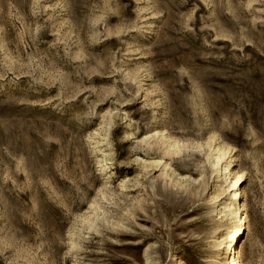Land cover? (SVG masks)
I'll list each match as a JSON object with an SVG mask.
<instances>
[{"label":"rangeland","instance_id":"374dc122","mask_svg":"<svg viewBox=\"0 0 264 264\" xmlns=\"http://www.w3.org/2000/svg\"><path fill=\"white\" fill-rule=\"evenodd\" d=\"M235 257L264 264V0H0V264Z\"/></svg>","mask_w":264,"mask_h":264},{"label":"bare ground","instance_id":"6f19581e","mask_svg":"<svg viewBox=\"0 0 264 264\" xmlns=\"http://www.w3.org/2000/svg\"><path fill=\"white\" fill-rule=\"evenodd\" d=\"M225 171H227V170H225ZM240 180H241V177H237V181H235L236 182V184H235V186H237L238 187V183L240 182ZM239 189V188H238ZM244 196V195H243ZM238 198H241V195L239 194V191L237 190V191H235L234 192V194H233V200H238ZM245 205V204H244ZM240 208V207H239ZM239 208H238V210H239ZM244 208V207H243ZM245 209V208H244ZM247 209V208H246ZM242 210V209H241ZM244 211V210H243ZM245 212V211H244ZM243 212V213H244ZM237 213H239V211L237 212ZM238 221H239V227H237V228H235V230L229 235V241H232V242H234L236 239H237V237L240 235V233L243 231V229L245 228V230H246V223L247 222H245L246 221V219L245 218H243V217H241V215L240 216H238ZM245 232V231H244ZM234 235V237L232 238V236ZM229 264H240L239 263V261H237V259H236V257L235 258H233L231 261H230V263Z\"/></svg>","mask_w":264,"mask_h":264}]
</instances>
